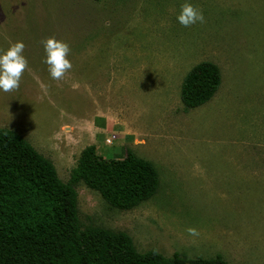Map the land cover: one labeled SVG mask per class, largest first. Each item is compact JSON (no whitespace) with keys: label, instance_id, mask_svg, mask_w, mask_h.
Instances as JSON below:
<instances>
[{"label":"rangeland","instance_id":"374dc122","mask_svg":"<svg viewBox=\"0 0 264 264\" xmlns=\"http://www.w3.org/2000/svg\"><path fill=\"white\" fill-rule=\"evenodd\" d=\"M186 2L203 23L178 22ZM49 37L71 47L65 80L44 62ZM17 41L29 69L18 90L0 89V127L64 182L95 140L105 158L131 151L158 171L156 193L127 210L75 185L83 227L124 231L142 253L264 264V0H0V54ZM201 61L221 83L185 110L181 84Z\"/></svg>","mask_w":264,"mask_h":264},{"label":"trees","instance_id":"16d2710c","mask_svg":"<svg viewBox=\"0 0 264 264\" xmlns=\"http://www.w3.org/2000/svg\"><path fill=\"white\" fill-rule=\"evenodd\" d=\"M220 83L214 62L192 66L181 84L184 109L209 101ZM80 182L110 207L127 210L156 193L159 174L152 162L131 151L123 158H105L89 144L64 182L48 157L17 131L0 127V264H233L220 254L142 253L124 231L83 227L75 189Z\"/></svg>","mask_w":264,"mask_h":264},{"label":"clouds","instance_id":"9594fccd","mask_svg":"<svg viewBox=\"0 0 264 264\" xmlns=\"http://www.w3.org/2000/svg\"><path fill=\"white\" fill-rule=\"evenodd\" d=\"M178 22L184 27H190L196 23L204 22L202 10L191 3L181 5V11L177 17ZM48 71L53 80H65L67 74L72 70L73 64L69 58L71 47L68 42L59 40L55 37H49L43 41ZM26 45L23 41H17L0 54V89L4 92L18 90L21 79L26 70L29 69V61L25 57L24 49ZM75 88L76 85L73 84ZM188 233L192 236H198L199 231L195 227H189Z\"/></svg>","mask_w":264,"mask_h":264},{"label":"crops","instance_id":"0c3cea01","mask_svg":"<svg viewBox=\"0 0 264 264\" xmlns=\"http://www.w3.org/2000/svg\"><path fill=\"white\" fill-rule=\"evenodd\" d=\"M103 128V127H102ZM101 127H97V129H102ZM99 135H101V132H99ZM96 141V140H95ZM95 141H93L92 143H94L95 145Z\"/></svg>","mask_w":264,"mask_h":264}]
</instances>
